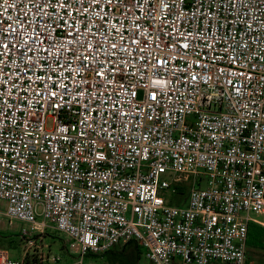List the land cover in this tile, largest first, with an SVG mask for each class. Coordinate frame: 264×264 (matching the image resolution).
<instances>
[{
    "label": "built area",
    "instance_id": "built-area-1",
    "mask_svg": "<svg viewBox=\"0 0 264 264\" xmlns=\"http://www.w3.org/2000/svg\"><path fill=\"white\" fill-rule=\"evenodd\" d=\"M263 212L264 0H0V222L249 264Z\"/></svg>",
    "mask_w": 264,
    "mask_h": 264
},
{
    "label": "rangeland",
    "instance_id": "rangeland-1",
    "mask_svg": "<svg viewBox=\"0 0 264 264\" xmlns=\"http://www.w3.org/2000/svg\"><path fill=\"white\" fill-rule=\"evenodd\" d=\"M189 183L183 185L187 188V191L184 195H179V201L184 202L188 197L189 192ZM178 200V198H175ZM3 210H5L3 208ZM254 218L259 223H264V212L255 215ZM254 224V223H252ZM256 225H259L256 223ZM262 226V225H260ZM255 227V225H254ZM23 230H27L29 234H23ZM30 226L18 221H13L12 225H9V221L5 218H2L0 222V233L7 237L10 242L17 243L16 248H10L4 242L1 249L8 250L11 257L14 259H20L21 255L26 252L27 257L31 258L32 256H37L42 258L44 264H79L80 254L76 250H63L67 247L65 236L55 230H47L45 234L30 233ZM119 247V248H118ZM117 250H122L125 248V245L117 246ZM49 254H52L49 256ZM247 255L248 261L250 264H264V247L251 241L250 239L247 242ZM56 259V261H54ZM98 263V264H109L106 258H86L85 264L88 263ZM138 264H150L144 256H141Z\"/></svg>",
    "mask_w": 264,
    "mask_h": 264
},
{
    "label": "trees",
    "instance_id": "trees-1",
    "mask_svg": "<svg viewBox=\"0 0 264 264\" xmlns=\"http://www.w3.org/2000/svg\"><path fill=\"white\" fill-rule=\"evenodd\" d=\"M186 191H187V188L185 186L184 187L181 186L177 190L178 195H184ZM249 239L251 241H255L256 243L261 244L264 247V227L260 225H256L255 223L251 224L249 227V233H248V240ZM4 242L8 245V247L16 248V244H17L16 242L15 243L10 242L7 237L3 236L0 233V249L4 248L3 247ZM62 249L67 250V247L63 248L62 246ZM141 256H142V253L140 249L135 243L132 242V243L125 245V248H123L122 250L114 249L102 256L89 255L87 256V259L91 257L93 258L102 257V258H106L109 264H138V261ZM26 264H41V262L38 261V259L35 256H33L32 258L27 259Z\"/></svg>",
    "mask_w": 264,
    "mask_h": 264
},
{
    "label": "snow or ice",
    "instance_id": "snow-or-ice-1",
    "mask_svg": "<svg viewBox=\"0 0 264 264\" xmlns=\"http://www.w3.org/2000/svg\"><path fill=\"white\" fill-rule=\"evenodd\" d=\"M4 47H5V48H7V47H8V45H7V44H5V45H4ZM113 47L115 48L116 46H115V45H113ZM184 47L186 48V47H187V44H185V45H184ZM153 98H154V97H153Z\"/></svg>",
    "mask_w": 264,
    "mask_h": 264
},
{
    "label": "crops",
    "instance_id": "crops-1",
    "mask_svg": "<svg viewBox=\"0 0 264 264\" xmlns=\"http://www.w3.org/2000/svg\"><path fill=\"white\" fill-rule=\"evenodd\" d=\"M255 220H256V219H255ZM256 221H257V220H256ZM262 224H264V223H262ZM263 227H264V226H263ZM118 248H119V247H118ZM118 248H117V247H115L114 249H118ZM114 249H113V250H114ZM140 251H141V250H140ZM141 253H142V252H141ZM142 256H143V254H142Z\"/></svg>",
    "mask_w": 264,
    "mask_h": 264
}]
</instances>
